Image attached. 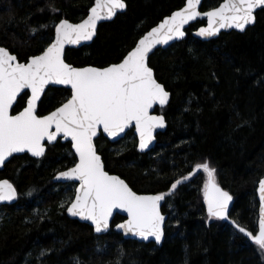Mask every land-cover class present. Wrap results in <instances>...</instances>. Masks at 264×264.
I'll return each instance as SVG.
<instances>
[{
  "label": "trees",
  "instance_id": "16d2710c",
  "mask_svg": "<svg viewBox=\"0 0 264 264\" xmlns=\"http://www.w3.org/2000/svg\"><path fill=\"white\" fill-rule=\"evenodd\" d=\"M94 1L0 0V45L27 61L53 40L61 19L80 20ZM126 1L127 10L102 23L91 44L67 50L68 62L107 66L121 61L145 32L185 3ZM222 1L205 0L202 9ZM256 15L245 32H223L209 41L192 35L205 23L198 21L182 41L150 57L157 78L172 93L170 103L158 108L168 127L154 149L139 152L133 131L115 143L104 135L97 139L106 169L139 193L169 192L173 182L182 181L163 206L169 220L162 246L115 231L120 215L104 234L68 215L63 201L71 189L57 186L54 176L76 157L70 143L59 140L41 159L16 155L0 169V178H10L20 196L17 203L0 206V264H264L245 233L228 221L209 219L203 205L207 173L200 169L184 180L196 164L208 162L234 197L232 220L257 233V188L264 176V8ZM70 96L66 87H50L39 114ZM26 99L19 97L13 113L25 107Z\"/></svg>",
  "mask_w": 264,
  "mask_h": 264
},
{
  "label": "snow or ice",
  "instance_id": "6c2138e0",
  "mask_svg": "<svg viewBox=\"0 0 264 264\" xmlns=\"http://www.w3.org/2000/svg\"><path fill=\"white\" fill-rule=\"evenodd\" d=\"M200 3L201 0H186V7L140 39L120 63L104 68H77L66 63L65 45L92 40L97 23L125 9V0H96L91 14L78 24L61 20L54 28V40L27 63L19 62L16 55L0 47V166L14 153L43 156L45 140L55 141L58 136L70 138L79 160L57 177L79 181V189L67 211L72 216L90 220L100 233L109 228L114 211L123 210L128 220L117 225L118 228L143 240L154 238L159 243L164 236L165 221L160 211L161 202L182 181L173 182L167 193L140 195L119 176L105 170L94 139L99 132L115 138L134 126L143 150L154 139V129L165 126L164 116L151 115L150 111L154 105L167 104L170 93L156 79L148 64V54L157 44L182 38L184 26L202 15L198 10ZM257 8H264V0H225L218 8L203 14L209 17V26L201 28L199 35L211 37L222 28L232 27L243 31L255 22ZM42 27L47 28V25ZM31 31L35 34L38 29ZM49 85L69 86L71 96L48 115H38V103ZM25 90H30V95ZM21 93L27 97L26 106L13 115V105ZM195 169L207 173L204 196L209 219H228L233 198L218 185L216 169L208 162L196 164ZM187 179L189 177H184L185 181ZM16 195L12 183L0 181V201H12ZM259 195L264 204V180L259 182ZM232 223L251 238L264 255V206L260 210L258 235L235 221Z\"/></svg>",
  "mask_w": 264,
  "mask_h": 264
},
{
  "label": "water",
  "instance_id": "95a60500",
  "mask_svg": "<svg viewBox=\"0 0 264 264\" xmlns=\"http://www.w3.org/2000/svg\"><path fill=\"white\" fill-rule=\"evenodd\" d=\"M204 1H205V0H201L200 5L198 6V10L201 12L202 15L199 16V17H197L195 20L190 21L188 24H186V25L184 26V29H183V30H184V32H185V35H184L182 38H176V39L170 40V41H168L167 44H164V43L157 44V45H155V47L152 48V50H151V51L149 52V54H148V64H149V66L153 69L154 74H155V77H156V79L158 80V82L161 83V84H163L164 86H165V84H164L163 82H161V81L157 78V75H156V71H155V69L150 65V57H151V56H152L157 50H159V49H167V48H169L170 46H172L173 44L182 41V40L187 36V29H188L192 24H195V23H197L198 21H204L205 23L202 24V25H200V26H198L196 29H194L193 32H192V35H193L194 37L198 38V39L203 40V41H209V40H212V39L218 38L223 32H231V31L245 32L249 27L255 25L256 20H257V15H256V13H257L259 10L262 9V8H257V9L255 10V13H254V15H255V22L252 23V24L247 25L246 28H245L243 31H241L240 29H237V28H235V27H232V28H222V29H220V31H219V33H218L217 35H215V36H211V37H204V36L199 35V31H200L201 28H207V27L209 26V17H207L206 15H203V14L206 13V12H208V11H210V10H214V9L218 8L222 3L225 2V0H223L219 5H217V6H215V7H212V8H209V9H206V10H203V9H202ZM95 3H96V0L94 1V4L90 7L88 13H87L83 18H81L80 20H78V21H73V20L68 19V18H63V19H61V20L67 19V20H68L70 23H72V24H78V23H81L84 19H87V17L91 14V8L95 7ZM125 3H126V5H127V7H128V4H127V1H126V0H125ZM127 7H126L125 9L118 10V11H117V14H116L114 17H112L111 19H104V20L99 21V22L97 23V27H96V35L93 36L92 40H90V41H81L79 44H66V45H65V49H64V59H65V62L68 63V64H70V65H72L73 67H77V68H83V67H89V66H91V67H97V68H104V67L110 66V65H112V64L120 63L122 60L119 61V62H116V63H111V64H109V65H107V66H97V65H84V66H77V65H74V64H72V63H70V62L67 61V59H66V53H67V50H68L69 48H81L82 46H85V45H89V44H91V43L95 40V38H96V36H97V34H98V30H99L100 25H101L102 23H104V22L114 20V19H115L120 13L125 12V11L127 10ZM184 7H186V0H185L184 5H183L181 8H178V9L174 10L171 14L165 16V17H164L162 20H160L156 25H154V26L151 27L147 32H145V33H144V34L138 39V41L136 42L135 46L138 44V42H139L140 39H142L144 36H146V35H147V34H148L153 28L158 27L159 24L163 22V20H165L166 18L170 17L174 12L179 11V10H182ZM61 20H60V21H61ZM60 21H59V22H60ZM59 22H58L56 25H58ZM56 25H55V26H56ZM54 37H55V31H54ZM53 40H54V38H53ZM51 42H52V41H51ZM135 46H134V47H135ZM0 47L7 48V47L2 46V45H0ZM134 47H133V48H134ZM133 48H132V49H133ZM7 49H8V48H7ZM132 49H130L129 51H131ZM8 50L10 51V49H8ZM129 51H128V52H129ZM128 52H127V53H128ZM10 53L13 54V55H16V56H17V54H15V53H13V52H11V51H10ZM41 53H42V52H41ZM41 53H39V54H37V55H40ZM126 55H127V54H126ZM126 55H125V56H126ZM34 56H35V55H34ZM125 56H124V57H125ZM31 57H32V56H31ZM31 57H30V58H31ZM30 58H29L27 61H20L19 58H18V56H17L18 61L21 62V63H27V62H29ZM50 87H66V88L70 89L69 86H66V85H49V86L45 89V92H44V94L42 95L41 100H42V98L44 97L46 91H47ZM165 89L170 93L168 103L165 104V105H163V106H161V105H159V104L154 105L153 109L150 111V114H151V115H162V116H164L165 126H164V127H157V128L154 129V131H153V137H154V139L150 142V144L148 145V147L145 148V149H143V150L140 149V147H139V143H140L139 133L136 131V129H135L134 126H130L129 128H127V129L125 130V132L121 133L118 137H115V138L108 136L106 133L99 132V133L97 134V137L94 139V143H95V145H96L97 152H98V154L101 156V158H102L103 161H104L103 156H102V154L98 151V146H97V143H96V139H97L99 136H101V135H104V136H105L106 138H108L111 142H114V143H115V142H119V141H121L122 139H124V138L127 136V134H128L129 131H133L135 137L137 138V149H138L139 152H141V153H146V152H149V151H151L152 149H154V147L156 146L157 141H158V135H159V133H161V132H165V131L167 130V127H168V121H167V118H166L165 114H163V113H161V112L158 111V108L166 107V106L170 103V101H171V99H172V93H171V91H169V90L166 88V86H165ZM25 92H29V95H30V90H25ZM23 94H24V93H21L20 96H22ZM20 96H19V97H20ZM19 97H17V101H18ZM69 98H70V97H69ZM41 100H40V102H41ZM66 101H67V100H66ZM66 101H65V102H66ZM40 102L38 103V108H37V114H38V115H41V114H39V105H40ZM65 102H64V103H65ZM16 104H17V102L13 105V109H14V107H15ZM62 104H63V103H62ZM62 104H61V105H62ZM61 105H60V106H61ZM25 106H26V105H25ZM60 106H58V107H60ZM13 109H12V114H13V115L17 114L18 112H17V113H13ZM55 109H56V108H55ZM55 109H54V110H55ZM22 110H23V109H22ZM22 110H21V111H22ZM54 110H52V111H54ZM50 112H51V111H50ZM50 112H49V113H50ZM49 113H46V114H43V115H48ZM60 139H61L62 142H67V141H70V142H71V139H70V138L65 139L63 136H58L57 139H56L55 141H47V140H45V141H44V145H45V153H44V155L47 153L49 145H53V144H55V143H56L58 140H60ZM71 145H72V150H73V152H74V154H75V156H76V159H77L76 163H78L79 157H78V154L75 153V149H74V147H73V142H71ZM24 154H28V155H30L31 157H34V158H42V157L44 156V155H43V156H41V157H35V156H32L30 152L14 153L11 157H9V158L4 162V164H3L2 166H0V169H3V168L5 167V165H6V164H7V163H8V162H9L14 156H16V155H24ZM76 163H75V164H76ZM75 164H73L72 166H70V167H68V168H66V169H64V170H62V171H67L68 169L74 167ZM104 164H105V162H104ZM105 170L108 171V170L106 169V166H105ZM62 171H60V172H62ZM197 171H199V170L194 169V170L190 173L189 178H190L191 176H193ZM60 172H59V173H60ZM108 172H109L110 175H116V176H119L121 179H123V180H124V181H125V182H126V183H127L132 189H133V187L127 182V180H126L125 178H123L122 176H120V175L117 174V173H112V172H110V171H108ZM59 173H57V175L55 176V181H57V182H76V183H77L76 193H77V191H78V189H79V181L69 180V179H65V178H57V177L59 176ZM3 180H8L10 183L13 184V186L16 188V193H17V195H16V199H14V200H12V201H0V204H14V203H16V202L18 201V198H19V191H18V188H17L16 184H15L10 178H8V177H5V178L0 179V181H3ZM261 180H264V176L261 178ZM261 180H260V181H261ZM260 181H259V182H260ZM217 183H218V182H217ZM218 185H219L223 190L227 191V192L232 196V198H233L232 201H231L230 204H229L228 219H226L225 221L230 222V223L235 227V225L232 223V221H234V220H232V218H231V216H230V213H231V211H232V209H233V206H234V197H233V195H232L228 190H226V189H225L220 183H218ZM133 191H135V190L133 189ZM135 192H137V191H135ZM76 193H75V195H76ZM137 193L140 194V195H155V194H159V193H139V192H137ZM163 193H167V192H163ZM257 197H258V201H259V211H258V222H259L260 210H261V207L264 206V204H262V202H261V200H260V195H259V183H258V188H257ZM74 198H75V196H74ZM73 200H74V199H73ZM166 200H167V197H166V199H165L164 201L161 202V207H160L161 214L165 217V221H164V225H163L164 236H163L162 240H161L159 243H157V242L155 241L154 238H149L148 240H143L142 238H140V237H138V236H136V235H134V234H132V233H127V232H125V230L122 229V228H118L117 225L124 224V223H126L127 220H128V214H127L126 212H124L123 210H120V209H117V210L114 211V213H113V215H112V218H111V220H110V222H109V228H108L106 231H103V232H100V233H97V232L95 231V226H94V224H93L90 220L82 219V218L79 217V216H72L68 211H67V213H68V215H69L71 218H73V219H77V220H79L80 222H83V223H88L90 226L93 227L95 233H97V234H104V233L109 232V231L112 229L113 221H114L115 217H116L117 215H120V216L123 217V220L120 221V222H118V223H116V224L114 225L113 228H114L115 231H117L118 233H121L126 239H133V240H136V241L141 242V243H155L157 246H162V245H163V242H164V240H165V238H166V226H167V222H168V220H169V214H168V213H165V212L163 211V206H164ZM70 205H71V203L69 204L68 208L70 207ZM203 205H204V208H205V210H206V212H207V201H206V199H205V196H204V199H203ZM68 208H67V209H68ZM235 223L238 224L237 222H235ZM238 225H239V224H238ZM258 226H259V224H258ZM241 227H242V226H241ZM246 230H247V229H246ZM247 231H249V230H247ZM253 235H258V231H257L256 234H253ZM249 239H251V238H249Z\"/></svg>",
  "mask_w": 264,
  "mask_h": 264
},
{
  "label": "flooded vegetation",
  "instance_id": "af4514ba",
  "mask_svg": "<svg viewBox=\"0 0 264 264\" xmlns=\"http://www.w3.org/2000/svg\"><path fill=\"white\" fill-rule=\"evenodd\" d=\"M69 99V98H68ZM130 132V131H129ZM128 132V133H129ZM128 135V134H127ZM100 137V136H99ZM98 137V138H99ZM97 138V139H98ZM97 139H96V143H97ZM59 141V140H58ZM57 141V142H58ZM60 141H61V139H60ZM62 142V141H61ZM67 142H69L70 143V145H71V142L70 141H67ZM65 143V142H64ZM50 146V145H49ZM71 149H72V145H71ZM99 151V150H98ZM72 152H73V150H72ZM73 154H74V152H73ZM75 155V154H74ZM76 157V156H75ZM39 159V158H38ZM41 159V158H40ZM76 161H77V159H76ZM76 161H75V163H76ZM74 163V164H75ZM62 171V170H61ZM60 171H58L57 173H59ZM57 173H56V175H57ZM55 175V176H56ZM55 176H54V181H55ZM3 178H5V177H3ZM0 179H2V178H0ZM58 185L57 186H65V187H67V188H70L71 190V192H69V195H70V199H69V202L66 204V212H67V208H68V206H69V204L73 201V199H74V196H75V193H76V187H77V183L76 182H57V181H55ZM19 191V190H18ZM20 199V196H19V198H18V200ZM18 202V201H17ZM16 202V203H17ZM1 205H5V204H0V206ZM88 224V223H87ZM92 227V226H91Z\"/></svg>",
  "mask_w": 264,
  "mask_h": 264
},
{
  "label": "rangeland",
  "instance_id": "374dc122",
  "mask_svg": "<svg viewBox=\"0 0 264 264\" xmlns=\"http://www.w3.org/2000/svg\"><path fill=\"white\" fill-rule=\"evenodd\" d=\"M69 199H70V195H69L68 198H66L63 202H64V203H66V202L68 203V202H69ZM67 203H66V204H67Z\"/></svg>",
  "mask_w": 264,
  "mask_h": 264
}]
</instances>
